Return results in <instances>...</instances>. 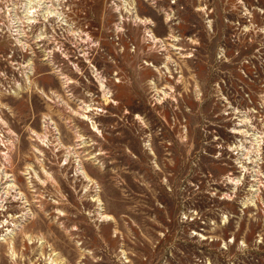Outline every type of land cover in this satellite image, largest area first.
<instances>
[{
	"label": "rangeland",
	"instance_id": "rangeland-1",
	"mask_svg": "<svg viewBox=\"0 0 264 264\" xmlns=\"http://www.w3.org/2000/svg\"><path fill=\"white\" fill-rule=\"evenodd\" d=\"M0 264H264V0H0Z\"/></svg>",
	"mask_w": 264,
	"mask_h": 264
},
{
	"label": "bare ground",
	"instance_id": "bare-ground-1",
	"mask_svg": "<svg viewBox=\"0 0 264 264\" xmlns=\"http://www.w3.org/2000/svg\"><path fill=\"white\" fill-rule=\"evenodd\" d=\"M94 127V126H93ZM11 186H13V184L11 185ZM15 186V185H14Z\"/></svg>",
	"mask_w": 264,
	"mask_h": 264
}]
</instances>
